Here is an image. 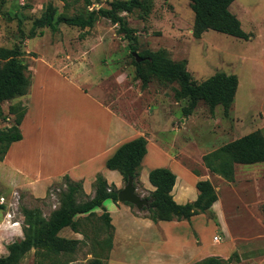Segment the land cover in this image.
Returning <instances> with one entry per match:
<instances>
[{
    "label": "rangeland",
    "instance_id": "1",
    "mask_svg": "<svg viewBox=\"0 0 264 264\" xmlns=\"http://www.w3.org/2000/svg\"><path fill=\"white\" fill-rule=\"evenodd\" d=\"M112 1L0 0V48L18 46L25 53L23 61L31 80L26 96L1 105L0 130L13 120L8 115L11 105L21 104L28 112V121L20 127L23 140L12 145L4 167L6 173H20L32 180L34 154L36 157L43 148L40 143L47 149V144L53 145L56 139L59 143H69L73 150L80 149V157L87 154L88 148H82L86 132H93L100 119L90 100L93 98L149 139L167 147L169 155L213 185L222 205L221 212L219 209L217 212L220 222L210 211L199 215L195 223L196 238L202 244H208L218 254L232 250L229 257L235 256L230 264H264V163L236 164L233 180L227 181L212 173L203 160L204 156L244 136L257 133L264 139V0H234L229 7L241 29L250 36L248 40L213 31L195 38L194 13L187 0H142L144 9L121 13L133 30L136 54L161 52L174 63L184 62L196 83L218 73L237 77L236 95L227 113L221 106L210 112L207 105L199 102L189 116L182 112L187 101L177 97L175 83L153 76L142 82L136 67L141 59L138 61L131 54L128 41L108 19L100 18L91 28L83 30L65 24H59L56 31L36 29L29 38L33 22L45 16L50 6L55 11V20L59 15L75 16L84 9H106ZM41 64L50 65L69 79ZM34 82H38L42 91L35 101ZM80 86L90 99L85 98ZM155 165L181 172L177 166L159 159L146 162L147 167ZM1 179L0 165V198L4 199L0 203V257L7 255L8 245L23 238V210L38 211L49 219L60 208L61 197L68 187H76L77 203L90 200L96 189L95 181L84 186L83 181L66 175L51 180L40 199L34 198L25 187L16 191L6 189ZM125 185L122 179L119 190L114 185L108 187L120 191ZM66 231L71 235L69 229ZM79 231L85 238L77 240L80 243L68 258L49 260L30 251L19 264L66 260L70 264H89L94 259L105 263L109 252L103 241L109 232L103 222L98 217L82 222ZM214 234L221 238L219 244L213 242Z\"/></svg>",
    "mask_w": 264,
    "mask_h": 264
},
{
    "label": "trees",
    "instance_id": "2",
    "mask_svg": "<svg viewBox=\"0 0 264 264\" xmlns=\"http://www.w3.org/2000/svg\"><path fill=\"white\" fill-rule=\"evenodd\" d=\"M187 1L194 13L195 38H199L207 31H213L241 40L249 39L250 36L241 29L239 20L229 11L234 0ZM87 3L89 6V2ZM137 9H144L142 0H114L106 9H84L75 16L59 15L54 20L55 11L50 6L45 16L33 22L29 38L34 36L36 29L48 28L56 31L59 24H65L83 30L91 28L100 18H105L118 26V33L128 41L127 47L132 54L137 51L136 39L121 13L129 14ZM24 56L25 53L18 46L11 49L0 48V119L2 103L24 97L29 92L31 80L26 74ZM137 56L142 61L136 64L137 74L142 82L146 83L150 76H153L177 85V97L187 101L182 109L185 116H189L199 102L207 105L210 112H213L215 107L221 106L227 113L232 106L238 87V79L235 75L218 73L201 83H196L191 79L184 62L174 63L161 52L147 51L138 53ZM26 112L27 108L21 104H14L8 108V115L13 120L7 128L0 130V162L3 161L10 146L22 140L20 125ZM146 145L147 141L143 137L122 144L107 160L106 168L118 172L125 183L128 179H133L135 187V180L139 176L141 163L146 154ZM203 160L212 173L232 181L234 165L264 163V139L257 133L244 136L204 156ZM175 180L176 176L167 168H155L149 171L148 181L155 190L146 198L149 204L142 210L148 212L147 218L152 222L189 220L193 216L208 213L216 202L217 194L213 185L208 180H201L196 183L198 196L194 202L185 205L175 203L171 195ZM95 185L94 196L84 203L75 201L76 187H68L67 192L61 197L60 208L54 211L49 219H45L38 211L23 210V238L7 246V255L0 257V264H19L30 251H34L35 256L39 258L49 260L68 258L72 255L80 241L60 237L61 230L69 228L72 232L83 235L79 227L82 222L87 223L97 218L93 210L98 208L104 210L103 203L106 200L118 202L119 191L109 188L102 175L96 176ZM98 218L109 232L103 243L110 252L113 228L109 214L103 211ZM233 256L235 254L227 260L218 256H209L192 264H230ZM53 264H70V261L66 260L62 263L57 261ZM89 264L105 263L94 259Z\"/></svg>",
    "mask_w": 264,
    "mask_h": 264
},
{
    "label": "crops",
    "instance_id": "3",
    "mask_svg": "<svg viewBox=\"0 0 264 264\" xmlns=\"http://www.w3.org/2000/svg\"><path fill=\"white\" fill-rule=\"evenodd\" d=\"M41 65L46 66L50 70L51 68L55 69L50 65L47 66V64ZM57 74L67 78L60 71H57ZM35 77L36 71L34 80ZM80 89L84 92L85 98L90 99L86 95L88 92L83 90L81 86ZM39 95H42L41 87L38 82H34V88L32 87V98L34 97V101L39 99ZM90 100L98 109L100 119L97 120L93 132L92 130L86 132V139L82 148L87 147L88 153L81 154L82 157H80L78 156L80 149L73 150L69 143H59L57 139L53 145L47 144V149H45L43 143H40L43 148L36 157L34 154V178L29 180L23 174L16 172L7 174L5 171L4 167L9 161V151L12 145L15 144L13 143L0 163L2 171L1 182L6 189L16 191L21 187H25L34 198L42 199L45 196L47 184L53 179L67 175L73 180L83 181L85 183L84 186H87L93 183L96 176L100 174L108 185H114L119 190L122 185V177L118 172L108 170L106 162L122 144L138 137H143L147 141L146 154L141 163V170L137 178L138 183L136 181L137 185L135 184L136 194L146 196L144 197L146 199L155 190L148 181V173L152 169L163 167H158L157 165L147 167L146 162L148 159H159L166 164L177 166L181 170V172L170 170L176 176L175 185L171 192L174 202L179 205H185L197 199L196 183L203 180L201 177L190 172L175 156L169 155L166 151L167 147H162L160 143H156L146 137L145 133L134 129L130 123L119 117L109 107L100 102L99 104L93 98ZM35 106L37 108L38 105ZM36 108H34V115ZM34 120L36 122V118ZM27 121L28 112H26L21 125ZM150 145L153 148L152 151L150 150ZM132 206L126 203H113L111 200H106L103 203L104 210L99 208L93 210L97 217L103 211L108 213L110 224L113 228L112 246L105 264H192L209 256L228 258L230 253H232V250L229 251L227 249L218 254V252L212 251L208 244H202L196 238L198 229L195 223L201 217L199 216L200 214L184 221H159L154 223L147 218L148 212L146 210H138L135 206ZM221 207L222 205L217 195V200L212 205L210 212L214 214L219 222L217 212L218 209L221 212ZM220 224L222 225V223ZM67 229L69 228L61 230L59 236L66 239H83V235L74 233L70 229L71 235H67ZM215 236L214 234L212 237Z\"/></svg>",
    "mask_w": 264,
    "mask_h": 264
},
{
    "label": "water",
    "instance_id": "4",
    "mask_svg": "<svg viewBox=\"0 0 264 264\" xmlns=\"http://www.w3.org/2000/svg\"><path fill=\"white\" fill-rule=\"evenodd\" d=\"M133 56H135L136 59L140 61L136 53H133ZM117 198L119 203L131 204L138 210H141L143 207H146L149 204L148 200L144 198L142 199L136 194L133 179H128L124 188L118 192Z\"/></svg>",
    "mask_w": 264,
    "mask_h": 264
},
{
    "label": "built area",
    "instance_id": "5",
    "mask_svg": "<svg viewBox=\"0 0 264 264\" xmlns=\"http://www.w3.org/2000/svg\"><path fill=\"white\" fill-rule=\"evenodd\" d=\"M4 202V199L3 198H0V203H3ZM8 216V215H7ZM10 216V215H9ZM220 238L219 237H217V236H215V237H213V242H215V243H219L220 242Z\"/></svg>",
    "mask_w": 264,
    "mask_h": 264
}]
</instances>
